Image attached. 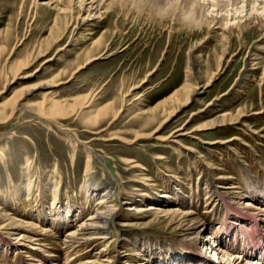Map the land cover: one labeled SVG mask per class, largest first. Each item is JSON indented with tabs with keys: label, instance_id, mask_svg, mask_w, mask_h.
I'll return each instance as SVG.
<instances>
[{
	"label": "rangeland",
	"instance_id": "374dc122",
	"mask_svg": "<svg viewBox=\"0 0 264 264\" xmlns=\"http://www.w3.org/2000/svg\"><path fill=\"white\" fill-rule=\"evenodd\" d=\"M80 1L83 0H63L58 3L62 6L69 5V11L60 13L61 22L64 18L69 20L71 16H87L90 1L86 0L83 8ZM138 1L129 0L128 7L120 8L117 0L112 3L111 0H103L99 10L103 17L100 21L90 22L94 26L93 24L103 21L92 29L95 34L90 36L87 33L91 27L85 28L72 48L51 63L55 67L54 71L49 72L48 66L37 78L24 80L15 86L14 91L50 80L59 68L70 63L68 75L62 78L63 81H68L71 72L79 64L75 58L77 53L90 49L94 40L105 36L106 44L102 48H106V54L103 57L80 69L72 80L52 86L49 90L59 101L72 103L76 98L93 95L94 109L114 103L118 110L124 104V112L115 124L109 125L108 120L97 128L87 124L82 113L59 119L51 128H47L45 123L33 115L16 114L8 121L0 122V147L4 148L3 161L0 159V208H5L24 223H38V228L32 227L37 232L40 227H49L56 232L55 237H63L61 235H65L74 226V222L78 224V221L86 219L97 203L98 197L86 196L84 189L90 153L95 175L91 182L92 188L98 194L110 189L117 205L121 206V215L132 213L127 211L133 202L131 200H138L146 209L153 204L182 210L191 208L198 212L208 228L204 240L194 245L185 240V232L180 233L163 219L154 221L149 213L139 216L136 214L137 218L128 217V222L119 220L111 229L110 237H114L108 240L111 254L109 257H102L103 264H204L200 260L202 253L213 259L215 264H254L256 260L248 258L236 260L241 257L236 249L229 252L220 246L223 251H228L231 256L228 259L222 256L216 258L215 254L210 250L206 252V249L212 242H216L210 235L221 236L224 227L231 228L235 222H239V214L246 210H239L238 207L244 202L251 199L252 210L264 208V196L256 193L252 185H258L264 192V114L255 115V112L261 110L264 84L259 87L256 80L252 82L248 77L243 78L248 54L257 48V40L262 32L253 30L251 36L232 37V52L227 55L228 61L224 63V68L213 84L205 91L201 89L190 104L183 107L161 130L160 136L168 138L167 143L153 137L132 144L135 132H142L146 123L145 116H137L139 111L163 100L187 81L195 85L200 82V70H191L193 63L197 61L191 53L195 42L205 40L198 58L203 60V68L208 73L216 69L215 50L220 44V37H210L205 29L201 34L192 33L171 16L164 19L156 13L153 16L149 6L137 9L134 2ZM261 1L251 7L255 6L261 11L264 6L260 4ZM56 6L57 0H0L1 70L38 53L42 41L50 36V30L58 16ZM241 7L243 8V3L239 6ZM244 20L245 18L242 23ZM213 25L214 23L212 27ZM68 39L67 33L59 47L65 46ZM56 51L57 49L50 51L40 58L29 72L37 69L45 59L54 57ZM261 72L262 70L257 78L261 77ZM144 81L145 85H142ZM139 85H142L141 89L132 91ZM49 90H35L29 95V103H39ZM130 92L131 95L125 98ZM11 94L0 97V106ZM225 94L228 96L223 97ZM138 97L141 99L135 100ZM211 103H218L217 110L221 114L247 108L251 115L247 117L246 128L208 129L207 132L192 134L193 129L207 117V106ZM156 126L157 124L152 125L146 134L150 135ZM183 127L189 135L174 133ZM255 130L257 132H253ZM112 135L128 141H108ZM233 136L239 138L233 143L237 151H228L224 145H209L215 140L228 141ZM160 156L164 158L159 160ZM199 159L201 162L194 168L193 163ZM133 165H137V168L133 169ZM25 172H29L28 178H25ZM27 181L34 193L31 197H27ZM145 181L153 184L157 194L161 192L160 194L168 197L157 201L142 198V183ZM206 183H210L209 192L206 191ZM219 184L231 185L233 189L216 187ZM13 186L21 192L22 200L18 207L10 197ZM55 187L60 190L56 202L52 191ZM177 190H180L179 194L175 192ZM126 191L132 196L124 195ZM212 191L216 193L211 195ZM174 194L178 195V199ZM57 206L64 210L70 206V217L76 216L72 218L71 225L60 226L59 232L52 224L55 218L51 217ZM38 210L41 211L40 216L43 214L40 218L36 215ZM263 217L261 215L262 221ZM19 232L23 233L24 230H4L0 233V264H83L86 261L85 253H81L82 258H68L63 249L53 245V236L50 235L46 239L51 243L47 247L51 248L43 246L39 251L30 249L34 247L30 241L16 239ZM53 242H57V239ZM106 247L96 246L91 252L101 251ZM18 248L21 255L15 253Z\"/></svg>",
	"mask_w": 264,
	"mask_h": 264
},
{
	"label": "bare ground",
	"instance_id": "6f19581e",
	"mask_svg": "<svg viewBox=\"0 0 264 264\" xmlns=\"http://www.w3.org/2000/svg\"><path fill=\"white\" fill-rule=\"evenodd\" d=\"M60 1L63 0H57L56 7H58L59 11L57 13L58 16L56 17L55 23L50 30L51 32L50 36L42 41L41 43L42 46L40 47L38 53H36L35 55L31 54L27 56L25 59H22L21 61H18L15 64L8 65L4 69L2 68L3 70L0 69V88H1L0 97H2V95H6L7 93L11 94L13 92L11 96L8 97V99H6L0 106V122L8 121L9 119L13 118L16 114H22V115L24 114L26 116L33 115L37 119H40L42 123H45L47 128L48 127L51 128L52 125L55 122H57L59 119L61 120L70 117L73 114L76 115L82 113V115L84 114L85 122L91 125L92 127L97 128L99 127V125H101L102 122L108 120H110L109 125L115 124V122H117V120L124 112V104L119 108V110L116 109L114 103H108L104 105L102 108L94 109L95 98L93 95H87L86 97L83 98H76L73 100L72 103H70L69 101H59L56 98V96L53 95V92L49 90L50 88H52V86L56 87L59 84H63V82H68L72 80L74 76H76L77 73L80 71V69L91 64L92 62H94V60L103 57V55L106 54V48L104 49L105 47L104 45L106 44L105 36L103 37L101 36V38L94 40L90 46L91 48L82 52L84 54L77 53L75 58L77 59V62H79V64L71 72L68 81H63L62 79L63 76L64 75L67 76L70 71V63L66 62L67 64L59 68L57 72L54 74V76L50 78V80L39 82L35 86H23L22 88L14 91L15 86L20 85L24 80L37 78L45 71L46 67L50 66L49 72L54 71L55 67H53V64L51 63H53L54 60L61 57L63 54L68 52L70 48H72V46L76 43L77 37L81 36V32L85 30V28L91 27V29H89L88 30L89 32L87 33L90 34L91 36L95 34V32L92 31V29H94L95 26H98L103 22V21L99 23L97 22L93 24L94 26L90 25L91 21L94 20L100 21V19L103 17L102 14L99 13V10L101 8L100 4L103 0H89L90 7L87 10L88 12L87 16H85L84 18H82L81 15L71 16L69 20L68 18H64L62 22H61L62 18L61 19L59 18L60 13L61 11L66 12V10H68L69 8L68 7L69 5L62 6L60 4L61 5L60 6L58 4ZM85 1L86 0H83L82 2L80 1L82 8L85 5L84 4ZM114 1L115 0H111V3ZM127 1L129 0H117L118 7L120 8L128 7ZM257 2H259V0H243V2L241 0H227V1L226 0H139L138 2H134L135 6H137V9L139 10H142L144 6L146 7L149 6V11L153 12L152 13L153 16L155 13L160 18L163 17V19L171 16V18H174V20L178 21V23L182 27H185L186 30H190V32L192 33L201 34L205 29L206 34L211 35L210 37L214 35L219 36L220 44L218 46V49L215 50L216 69L208 73V71L204 70L203 68V60H200V58H198L200 50L202 49L205 40L203 42H195V46H193V49H191L192 50L191 53L194 54L193 57H196L195 59L197 61L193 63V68H191V70L192 71L195 69L200 70L198 72V74L201 76L200 82L199 83L197 82V84L195 85L192 84L190 81H187L185 84L182 85L180 89L173 91V93L166 96V98H164L163 100L158 101L156 104L150 106L146 110L139 111V113H137L138 114L137 116H145L144 118L146 123L142 132H135L134 139L132 140V144L138 143L141 140L151 139L153 137H156V140L161 141L163 143H167V141H169L168 138L166 139L160 136L161 130L176 116V114L179 111L182 110L183 107H186L187 105L190 104L191 100H193V98L200 92L201 89L205 91L209 86L213 84L217 75L224 68V63L228 61L227 55L232 52L231 39L234 36H237L238 38L245 37L246 35L249 34L251 36L253 30H258L259 33L262 32V36L260 37L259 40H257L258 43L257 48H255V50H253L251 53L248 54L247 57L248 60L243 70V74H244L243 78L248 77L252 79L251 80L252 82L256 80L258 82L259 87H261L264 84V6L262 7L261 10L263 12H261L260 9L255 8V6L254 8L251 7ZM111 3H110V7L112 5ZM242 3H243V8L242 7L239 8V6ZM260 4L264 5V0H262ZM233 8L235 9L233 10ZM95 11L97 12L93 14V12ZM243 13L244 16L241 17ZM238 14L240 15L237 16ZM93 16L95 18H92ZM63 17H65V15ZM236 17L239 19H236ZM243 18H245L244 23H242ZM60 23L62 24L60 25ZM212 23H214V25H217L216 26L217 28L214 27V25L212 27ZM67 33L69 35L68 43L63 47H59L62 38ZM205 38H207V35L205 36ZM102 46L104 47L102 48ZM55 49H57V51L54 54V57L45 59L37 69L29 72L30 69L35 67L36 63L40 58L46 56V54H48L50 51H53ZM230 59L231 58H229V60ZM261 70H262L261 72L262 75L260 78H257L259 76V71ZM146 81H144L142 85H145L144 83ZM142 85L134 87L132 91L136 89H141ZM37 89H46L49 91L44 93L43 100L40 101L39 103L36 104L29 103L28 101L29 95H31ZM131 92L130 94H127L125 98L130 96ZM225 96H228V94H225L223 97ZM139 98L140 97L136 98L135 100H139ZM123 101H125V99H123ZM217 104L218 103H214V104L211 103L207 106V110H206L207 117H205V119L200 122L198 127L193 129V131L191 132L192 134H198L199 132H207L208 129L214 130L218 128H226V129L233 128L236 130H241L243 128L244 129L246 128V125L248 124L247 117L251 115L250 111L247 108L243 107L236 110L235 112L225 111L221 114L219 110H217L219 108ZM260 106H261V110L255 112L256 116H261L262 114H264V99H261ZM155 124H157V126L154 129V131L151 132L150 135H147L146 133L148 132V130H150L151 126ZM177 132H183L181 135H189L188 133H185L184 127L174 133ZM253 132H257V130ZM107 140L128 141L127 139L125 140L117 135H112L111 138ZM238 140L239 138H237V136H233L228 141L215 140V142H210L209 145L210 146L224 145L227 147L228 151L231 150L237 151L236 147L234 148L233 143H236V141ZM3 150L4 148L0 147V159L2 161H3ZM161 158L164 157L163 156L158 157L159 160ZM128 162L130 164L133 163L132 161H128ZM200 162H201L200 159L196 160L193 163L194 168L197 167ZM136 168L137 165L133 167V169ZM28 174L29 172H25L24 175L25 178H28L30 176ZM85 174H86V180L84 183L85 185L84 189L86 196L89 197L97 196L98 198L96 199L97 200L96 206L94 207V210L91 213H89L86 219L78 221V224L74 222L73 224L74 226H72L65 235H61L63 237H59L60 235L58 237H55L57 236L55 234L56 232L50 229L49 227H42V228L40 227L38 229L40 231L37 232L33 230V228L35 227L38 228L39 227L38 223H35L33 221H28L24 223L23 221L18 220L16 218L17 217L16 215L12 216V214H10L5 208H0V224H1L0 233H3L4 230L5 231L15 230L16 232L17 230L18 231L24 230L23 233L19 232L18 238L16 239H20L19 241L21 240L30 241L31 244H33L34 246L31 247L30 249H34V250L42 249L43 246L45 247H47L48 245L50 246L51 243L50 244L48 243L46 237L49 235L53 236V241L57 239V242L52 241L53 245H57L58 248L63 249L67 254L68 258L70 256L73 257L77 256L76 259L82 258L81 253H85L84 256L86 258V261L83 264H103V262L101 261L102 257L103 256L109 257V254H111L109 250L110 241H108L114 239V237L113 238L110 237L112 235L111 229L114 226H116V223L119 220L120 221L123 220L125 222V220L128 219V217L137 218L136 214H138L139 216V214L149 213L150 215L153 216L154 221L163 219V221L168 222V225L171 224L172 226H174V228L178 230L180 233L185 232V236H184L185 240L190 241L194 245L199 244L201 243L202 240H204V237L206 236L205 232H207L208 228L203 218L198 214L196 210H192L191 208L182 210L181 208L178 207L164 208L159 204H153L149 207V209H146L144 208V206L140 205L141 201L131 200L133 202L129 206V209L127 211L132 213L128 215L127 214L121 215L120 213L122 211V209L120 208L121 206L117 205L118 202L112 196L110 189H106L102 194H98L96 190L92 188L93 185L91 184V182L94 181L95 175L93 173V158L90 153L88 155ZM146 181L148 180L146 179ZM146 181L142 183V186L144 187V192H142L140 195L142 198L157 201L159 198L168 197V195L166 194H160L161 192L157 194V191L153 187V184L151 185L149 182ZM209 184L210 183H206L207 192H209L208 190V188H210ZM30 185H31L30 182L27 181V184L25 185L27 187L26 189L27 197H31L34 195ZM252 185L256 193L260 194V196L261 194L262 196H264L263 189H261L258 185L255 184ZM216 187L223 189L226 188L227 190L233 189V186L231 185L222 186L219 184L216 185ZM52 191L54 192L53 200H55L56 202L60 190L58 187L57 188L55 187V189H52ZM175 192L179 194L180 190H177ZM1 193L2 192H0V194ZM215 193H216L215 191H212L211 195H214ZM177 194L176 195L174 194L176 196V199H178ZM124 195L130 196L131 193L129 194V191H126ZM10 197L14 199L15 203L17 204V207L21 205V200H22L21 192L15 189L14 186L13 189L11 190ZM242 198L245 197L243 196ZM55 202L53 201L52 204H54ZM251 206H253L251 203V199L248 202H244L242 206L238 208L239 210L245 208L246 213L242 211L241 214H239V216L242 218H250L252 219L253 222L256 223L257 220L262 219L261 215H264V208L262 210L256 211V210H252L250 208ZM38 211L39 213H37L36 215L38 218H40L43 214L40 216L41 211L40 210ZM43 211L46 213L45 210ZM54 212L55 213H53L52 211L51 217L55 218V219L53 218L54 220L52 219L53 220L52 224L56 231L59 232V227L62 226L63 224L64 225L72 224L71 221L74 216L72 215L70 217L72 213L70 206L66 208V210L61 209V206L59 207L57 206ZM230 215L231 213L227 217H230ZM45 217H47V214H45ZM64 220L65 222H63ZM126 221L128 222V220ZM10 234L14 235L15 233H10ZM227 235H229V233H227ZM100 245H104L105 247L107 245V247L105 249H102L101 251H96L94 253L91 252L94 249H96V246H100ZM207 247L208 248L206 249V252L210 250L213 254H215L216 258H220V256H222L223 258L226 257L228 259L229 257H231L227 252L223 251L220 245L216 244V242H212V245ZM47 248H51V247H47ZM15 253H17L18 255L22 254L19 248L15 250ZM248 253H252V251ZM200 260L204 264H215L213 259L211 260V258H208L207 256L203 255V253ZM236 260L240 261V257H238V259ZM254 264H257V262L255 261Z\"/></svg>",
	"mask_w": 264,
	"mask_h": 264
}]
</instances>
